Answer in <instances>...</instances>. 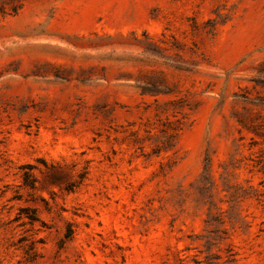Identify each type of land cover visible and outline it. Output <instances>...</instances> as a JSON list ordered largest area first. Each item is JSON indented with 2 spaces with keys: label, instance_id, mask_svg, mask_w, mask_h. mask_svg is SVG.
Returning <instances> with one entry per match:
<instances>
[{
  "label": "rangeland",
  "instance_id": "1",
  "mask_svg": "<svg viewBox=\"0 0 264 264\" xmlns=\"http://www.w3.org/2000/svg\"><path fill=\"white\" fill-rule=\"evenodd\" d=\"M0 264H264V0H0Z\"/></svg>",
  "mask_w": 264,
  "mask_h": 264
}]
</instances>
